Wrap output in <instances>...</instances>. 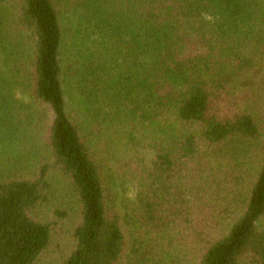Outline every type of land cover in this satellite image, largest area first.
<instances>
[{
  "label": "trees",
  "instance_id": "trees-1",
  "mask_svg": "<svg viewBox=\"0 0 264 264\" xmlns=\"http://www.w3.org/2000/svg\"><path fill=\"white\" fill-rule=\"evenodd\" d=\"M261 99L264 0H0V264H264Z\"/></svg>",
  "mask_w": 264,
  "mask_h": 264
},
{
  "label": "rangeland",
  "instance_id": "rangeland-1",
  "mask_svg": "<svg viewBox=\"0 0 264 264\" xmlns=\"http://www.w3.org/2000/svg\"><path fill=\"white\" fill-rule=\"evenodd\" d=\"M257 105L260 115L264 116V99H261ZM114 183L119 203H128L135 199L137 187L134 183L125 181L116 175ZM57 188L58 193H56L54 203L65 212L66 216L64 219L56 217L52 207L49 209L42 208L39 211L42 218L52 223L54 234L50 249L38 264H58L68 254L72 246V233L77 222L76 211L78 206L70 199L65 185L60 184Z\"/></svg>",
  "mask_w": 264,
  "mask_h": 264
}]
</instances>
